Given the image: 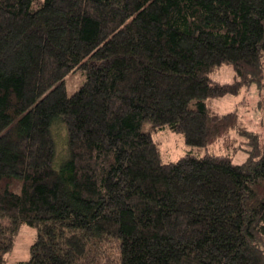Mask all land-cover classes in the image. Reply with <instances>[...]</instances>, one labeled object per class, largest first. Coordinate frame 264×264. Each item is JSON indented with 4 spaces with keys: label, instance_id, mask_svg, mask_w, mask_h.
Returning a JSON list of instances; mask_svg holds the SVG:
<instances>
[{
    "label": "trees",
    "instance_id": "trees-1",
    "mask_svg": "<svg viewBox=\"0 0 264 264\" xmlns=\"http://www.w3.org/2000/svg\"><path fill=\"white\" fill-rule=\"evenodd\" d=\"M252 83L264 0H0V264H264V139L208 104ZM160 130L197 152L163 162ZM231 131L241 163L207 151Z\"/></svg>",
    "mask_w": 264,
    "mask_h": 264
},
{
    "label": "rangeland",
    "instance_id": "rangeland-1",
    "mask_svg": "<svg viewBox=\"0 0 264 264\" xmlns=\"http://www.w3.org/2000/svg\"><path fill=\"white\" fill-rule=\"evenodd\" d=\"M84 75L80 70L69 74L65 79V86L67 94L73 93L80 83L83 81ZM211 79L217 82H232L234 80V71L230 65H223L216 69ZM263 89L257 84L252 83L248 87H243L237 94L225 95L219 98L208 100L211 109L218 113L236 112L242 119L248 130L255 133L259 143L264 139V125L263 117L264 111L260 106V101L263 95ZM149 123L145 122L142 129L147 130ZM62 131L58 135V139L62 142ZM234 136L235 146L238 148L233 152V148L229 149L221 147L216 144L208 148L207 151L215 153H229L232 155L234 163H241L245 161L251 149L249 139L243 135L231 131ZM153 139L157 141L163 162H170L177 160L180 156L187 152H197L195 149L189 148L183 141L180 134L171 132L169 130H160L153 132ZM203 153L204 150H200ZM36 230L34 227L22 225L14 238V244L10 253L6 254L7 262L13 263L25 259L29 253V245L35 237Z\"/></svg>",
    "mask_w": 264,
    "mask_h": 264
}]
</instances>
